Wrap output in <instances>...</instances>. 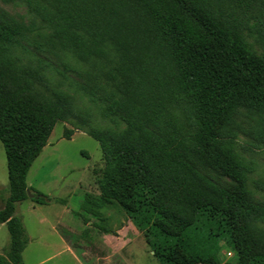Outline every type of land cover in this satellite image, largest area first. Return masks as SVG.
Here are the masks:
<instances>
[{"label":"trees","instance_id":"trees-1","mask_svg":"<svg viewBox=\"0 0 264 264\" xmlns=\"http://www.w3.org/2000/svg\"><path fill=\"white\" fill-rule=\"evenodd\" d=\"M25 4L43 25L0 18V142L8 178L0 223L10 237L0 264H24L29 237L15 208L28 191L36 203L49 201L26 177L59 121L72 125L66 139L78 130L98 142L105 162L100 200L122 208L160 264H219L211 254L218 240L234 250V264H264V200H253L247 187L257 162L239 150H264V0ZM42 28L49 33L34 47L89 64L95 73L86 72L83 93L101 104L102 119L123 128H88L70 95L40 88L42 72L24 65L18 51L22 38ZM55 70L83 74L67 64ZM209 171L234 182L232 190ZM255 188L264 194V182Z\"/></svg>","mask_w":264,"mask_h":264},{"label":"rangeland","instance_id":"rangeland-1","mask_svg":"<svg viewBox=\"0 0 264 264\" xmlns=\"http://www.w3.org/2000/svg\"><path fill=\"white\" fill-rule=\"evenodd\" d=\"M0 18L11 23L24 22L43 25V22L27 10L25 0L11 4L0 1ZM49 30L42 28L20 40L19 55L24 65L38 69L45 78L40 88L47 94L61 91L71 96L75 112L84 116L86 127L121 129L109 119L100 117L98 101H91L83 93L81 85L87 84L86 72L95 73L87 63L77 61L69 53L37 50L33 43L44 42ZM251 41V40H250ZM253 48L260 51L256 44ZM67 64L83 74L72 71L66 76L56 72ZM79 123L78 119H73ZM78 120V121H77ZM70 123L57 122L40 155L31 164L26 183L32 190L49 198L45 204L26 199L16 204L15 215L22 219L28 244L22 256L24 264H160L153 256L143 235L126 217L115 202L100 200L98 181L103 175L105 162L98 142L85 132L76 130L70 139L63 136ZM249 141L239 136V144L248 147ZM257 162V169L249 175L247 187L253 200L261 202L264 194L255 188L256 181L264 182V150L244 152ZM209 175L217 183L232 190L234 182L214 171ZM33 195L34 192L30 191ZM8 197L7 160L0 142V208ZM110 219L101 221L100 219ZM102 226L118 230L113 236L103 232ZM56 227V229H55ZM104 234H106L104 236ZM10 237L6 225L0 226V253L7 247ZM219 249L212 245L211 254L219 264L236 263V254L227 243L218 240Z\"/></svg>","mask_w":264,"mask_h":264},{"label":"crops","instance_id":"crops-1","mask_svg":"<svg viewBox=\"0 0 264 264\" xmlns=\"http://www.w3.org/2000/svg\"><path fill=\"white\" fill-rule=\"evenodd\" d=\"M30 198H32V197H30ZM31 200V199H30ZM32 201V200H31ZM39 204V203H38ZM3 207V205L1 206V208ZM101 221H109L110 219H107V218H105V219H100ZM4 225V223H0V226H3ZM134 226V225H133ZM135 227V226H134ZM102 229H105V230H108V231H111V232H116V235H113V234H111V233H107V232H104V230H103V232L104 233H106V234H111V235H113V236H117L118 235V230H114V229H110V228H107V227H105V226H102L101 227ZM136 228V227H135ZM55 229H56V227H55ZM139 232V231H138ZM141 233V232H140ZM106 234H104V236L106 235ZM141 235H142V233H141ZM154 256V255H153Z\"/></svg>","mask_w":264,"mask_h":264},{"label":"water","instance_id":"water-1","mask_svg":"<svg viewBox=\"0 0 264 264\" xmlns=\"http://www.w3.org/2000/svg\"><path fill=\"white\" fill-rule=\"evenodd\" d=\"M27 193H28L29 197H33V195L29 193V191Z\"/></svg>","mask_w":264,"mask_h":264}]
</instances>
